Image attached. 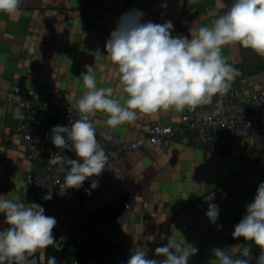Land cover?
<instances>
[{"label":"crops","instance_id":"1","mask_svg":"<svg viewBox=\"0 0 264 264\" xmlns=\"http://www.w3.org/2000/svg\"><path fill=\"white\" fill-rule=\"evenodd\" d=\"M23 2L26 4L21 5L15 16L0 13V95L21 85L26 95L76 108L78 99L86 91L81 73L86 70L85 65H94L95 58L104 65L102 70L94 72L97 87H111L113 97L124 105L127 94L120 84L117 66L106 57L105 45L125 13L142 12L141 23L170 21L173 36H188L190 27H212L233 0ZM181 16L187 18L186 27L179 24ZM221 54L239 73L230 85L241 82L256 85L264 81V57L238 42L223 46ZM218 95L204 105L213 104ZM181 112L172 108L151 115L138 113L134 122L116 128L107 126L106 113L97 111L90 117L100 130L113 132L123 140H133L148 134L157 120H179ZM22 119L21 107L0 102V195L18 203L34 202L42 206L26 179L31 164L19 132ZM263 150L264 129L257 136L242 137L219 151L195 132L176 136L167 151L148 143L116 172L124 194L131 200V218L123 223L118 217L98 219L97 203L89 201L84 202L78 223L88 237L96 231L118 247L147 248L149 259L156 258L155 249L166 244L167 237H172L178 243L186 241L198 249L189 264H219L212 250L226 248L229 254L231 251L218 233V220L228 204L246 209L253 201L259 184L264 182V167L257 163ZM210 203L219 208L215 224L206 216ZM114 205L121 212L122 204ZM6 227L4 215L0 213V229ZM48 254L49 247L26 253L24 264H47ZM89 264L102 262L94 258Z\"/></svg>","mask_w":264,"mask_h":264},{"label":"clouds","instance_id":"2","mask_svg":"<svg viewBox=\"0 0 264 264\" xmlns=\"http://www.w3.org/2000/svg\"><path fill=\"white\" fill-rule=\"evenodd\" d=\"M22 4L23 0H0V13L15 16ZM142 17L137 10L125 13L105 45L106 57L117 66L120 84L127 94L124 105L113 97L111 87H97L94 72L104 65L95 58L94 65H85L80 76L86 88L76 104L80 119L70 127L57 125L51 129V143L63 149L71 142L70 149L78 158L67 161L70 168L65 170L61 195L67 189L79 190L89 177L100 176L106 167L107 156L96 139L90 114H108L107 126L116 128L134 122L138 113L151 115L172 108L183 111L186 107L195 110L211 103L216 94L226 93L239 74L222 56L223 46L238 42L264 57V0H233L212 27H190L188 36H173L170 21L141 23ZM91 187H97V182L93 181ZM51 198V191L43 197ZM0 213L8 225L0 229V264H24L26 253L55 244L53 229L57 221L45 215L41 205L18 203L0 195ZM206 216L215 224L218 206L210 203ZM232 236L255 244L260 249L256 264H264V182L246 205V214L234 226ZM166 239V244L155 249L156 258H148L147 248L134 247L126 264H189L190 257L198 252L186 241L181 244L172 237ZM212 251L219 264H249L251 259L249 247L241 252L244 258H234L226 248ZM47 264H57V258L49 257Z\"/></svg>","mask_w":264,"mask_h":264},{"label":"built area","instance_id":"3","mask_svg":"<svg viewBox=\"0 0 264 264\" xmlns=\"http://www.w3.org/2000/svg\"><path fill=\"white\" fill-rule=\"evenodd\" d=\"M25 4L23 2L22 5ZM179 24L186 27L187 18L181 16ZM0 102L12 103L23 109L19 132L25 142L26 158L31 164L26 179L41 202L45 215L54 217L57 221L53 229L56 242L50 247L59 251L70 250L88 239L87 232L82 230L78 223L84 202L97 203L99 210L120 202L122 208L118 221L123 223L131 218V200L124 194L123 185L116 179V172L139 148L149 143L167 151L173 146L176 136L195 132L219 151L242 137L257 136L264 129V81L256 85L248 82L230 85L229 90L219 94L213 104L200 105L195 110L186 107L179 120L174 122L157 120L153 122L148 134L133 140H123L113 132L100 130L96 121L89 116L96 139L107 156L106 167L100 176L89 177L84 182L88 188L86 192L81 187L79 190L67 189L61 195L60 187L64 183L65 170L70 168L67 161L78 158L70 149L71 142L68 148L48 149L45 144L44 124L53 120L56 126L70 127L80 119L76 108L26 95L21 85L0 95ZM14 137L15 134H12L11 138ZM257 163L264 167V150ZM93 181L97 182L95 188L91 187ZM49 191L52 198L43 199ZM237 210L234 204L225 206L218 220L217 230L224 245L230 249V255L241 258L242 250L250 247L251 243L232 236L234 226L238 224V217L235 215ZM131 249V245L118 247L111 255L114 264H126ZM93 260L94 258L84 260L73 256L64 259L61 264H89ZM101 262L109 263L106 259Z\"/></svg>","mask_w":264,"mask_h":264},{"label":"trees","instance_id":"4","mask_svg":"<svg viewBox=\"0 0 264 264\" xmlns=\"http://www.w3.org/2000/svg\"><path fill=\"white\" fill-rule=\"evenodd\" d=\"M54 126L56 125L53 120H48L44 124V134H45V140H46L45 144L48 149H53L56 147L50 141L51 129ZM82 190L84 192L88 190L87 184L85 183L83 184ZM106 208L101 209L97 212L98 219L99 218L101 219L110 218L111 219V218L118 217L120 213V209H117L114 204L108 206L107 208L108 210ZM245 214H246V209L237 210L235 215L238 217V223L240 222V220ZM250 243L251 245L249 248L251 252V259L249 261V264H256V258L260 255V249L252 242ZM117 248H118L117 244H115L113 241L104 239L98 232L92 231L90 237H88V239L85 242L75 245L70 250L59 251L57 249L49 247L48 258L51 256H55L57 258V264H61V262L64 259H68L73 256L80 257L84 260H90L91 258H95L98 260L106 259L109 262L108 264H114V262L111 259V255L116 251ZM241 258H244V257L241 256Z\"/></svg>","mask_w":264,"mask_h":264}]
</instances>
